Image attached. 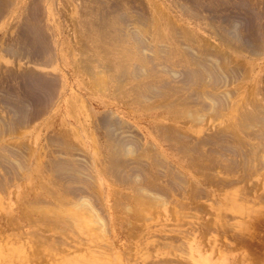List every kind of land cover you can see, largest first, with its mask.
I'll return each instance as SVG.
<instances>
[{"label": "rangeland", "instance_id": "374dc122", "mask_svg": "<svg viewBox=\"0 0 264 264\" xmlns=\"http://www.w3.org/2000/svg\"><path fill=\"white\" fill-rule=\"evenodd\" d=\"M131 1L0 0V264H264V222L236 219L264 212V170L244 178L191 169L155 128L172 126L182 141L208 144L243 108L251 110L254 94L264 104V0ZM118 3L132 15L148 7L153 17L172 18L209 40L230 77L217 84L220 115L190 120L130 105L126 93L99 91L80 64L91 31L77 24L106 18ZM185 3L195 16L179 7ZM110 138L158 152L182 173L189 193L172 179L163 189L167 204L139 201L131 182L115 179ZM64 143L72 148L67 160L79 169L75 176L89 180V215L73 208L79 184L66 191L56 177Z\"/></svg>", "mask_w": 264, "mask_h": 264}, {"label": "bare ground", "instance_id": "6f19581e", "mask_svg": "<svg viewBox=\"0 0 264 264\" xmlns=\"http://www.w3.org/2000/svg\"><path fill=\"white\" fill-rule=\"evenodd\" d=\"M122 1L132 2L131 0ZM119 4L112 12L106 14V18H99L97 21L82 20L77 24L80 28L86 27L88 31H91L89 34L91 40L85 42L83 46L87 48L88 54L80 61V64L82 70L94 77L99 91L104 95L115 97L126 93L127 98H131L130 105L133 103L151 109L172 110V114L176 117H185L190 120H196V117L203 120L212 111L215 112L214 110L220 115L219 107L222 108L221 110L225 107L220 100L222 96L218 92L217 84L219 86V81L229 77V74L224 61L222 64L220 54L211 53L209 46L204 43L209 40L202 36L196 37L195 34L184 29L180 23L171 20L172 18L162 21L153 17L148 7L144 14L137 12L134 16ZM179 7L184 12L195 16L194 9L186 3ZM197 7L194 6V8ZM123 16L126 20L122 24L127 23V30L120 26ZM238 36L244 40L240 29H238ZM117 93L118 95H115ZM129 94L132 95L129 97ZM253 97L255 101L248 103L251 110L243 108L238 121L227 125L221 133L219 131L220 136L215 137L208 144L206 140L201 139L197 144L190 145L182 141L184 135L180 131H175L172 126L160 123L155 124V128L172 150L187 160L191 169L199 172L221 170L222 173L238 177H244L248 175V172L251 175L253 174L251 169L264 170V144H262L264 104L260 103L255 94ZM217 114L214 113V115ZM198 118L197 120H200ZM110 125L109 123L108 126ZM120 125L123 124L117 123L115 129L121 130ZM240 134L253 136L259 141L255 144L245 142V138H241ZM110 141L115 143L109 144L111 168L115 179L120 183L131 182L139 201L154 206L167 204L169 196L163 193V189L173 183L172 179H176L183 194L189 193L188 182L185 181L182 173L168 165L155 150L142 148L138 141L121 143L112 138ZM63 146L62 154L65 159L62 164L56 166V177L63 180L66 191L73 184H79L82 191H85L83 190L85 188L88 189L87 192L81 191L79 195H75L77 201L73 203V208L89 215L91 212L89 205L94 200L89 191V180L75 176L80 173L79 169L67 160L72 157V148L66 143ZM216 164L219 166L215 167ZM157 179L162 181L158 182ZM221 179L215 177V183L220 184ZM172 189H175L174 185ZM191 192L194 193V191ZM236 219L247 221L252 225L255 222L262 223L264 212L255 210L246 214L245 217H236ZM104 230L106 232L107 227ZM224 232L227 233V231Z\"/></svg>", "mask_w": 264, "mask_h": 264}]
</instances>
